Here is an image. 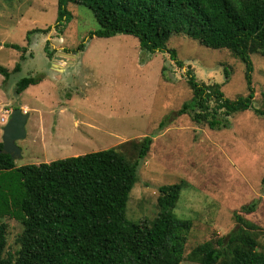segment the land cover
Masks as SVG:
<instances>
[{
    "label": "rangeland",
    "instance_id": "rangeland-1",
    "mask_svg": "<svg viewBox=\"0 0 264 264\" xmlns=\"http://www.w3.org/2000/svg\"><path fill=\"white\" fill-rule=\"evenodd\" d=\"M57 2L0 0V66L11 73L7 81L0 75V119L6 118L7 123L10 115L5 111L11 114L22 105L30 110L26 137L15 143L20 150V157L14 158L16 168L151 136L125 217L132 222L152 220L158 213L159 187L182 183L173 212L177 218L191 221L192 227L178 264H197L189 258L196 249L216 248L215 241L236 228L235 213L256 226L258 250L264 253V56H250L253 108L263 115L245 111L230 118L228 129L210 130L186 115L175 116L191 98L184 72L191 70L199 83L220 85L223 95L235 100L247 94L244 65L239 60L226 50L205 48L182 35L167 41L175 59L165 53L141 52L132 36L89 39L98 29L91 11L68 4V20L57 23ZM36 29L50 30L27 37ZM10 44L20 50L5 46ZM81 44L83 50L77 51ZM17 64L20 70L13 73ZM28 77L41 81L16 95V83ZM52 107L56 122L51 121ZM169 116V123L160 129V122ZM5 124L0 122V142ZM52 131L59 132L56 145L65 141L62 149L46 153L41 143ZM73 137V143H67L66 138ZM6 186L17 190L18 178L8 174ZM251 202H257L252 213L240 211ZM20 216L16 213L0 219L7 227L4 257L10 254L15 259L19 250Z\"/></svg>",
    "mask_w": 264,
    "mask_h": 264
},
{
    "label": "trees",
    "instance_id": "trees-1",
    "mask_svg": "<svg viewBox=\"0 0 264 264\" xmlns=\"http://www.w3.org/2000/svg\"><path fill=\"white\" fill-rule=\"evenodd\" d=\"M68 4L86 7L93 14L98 29L89 39L132 36L141 52L165 53L175 59L167 41L182 35L205 48L226 50L244 65L247 94L235 100L226 98L220 85L199 83L192 71L186 70L191 98L175 116L186 115L196 125L223 130L230 127V118L236 114L253 110L263 115L253 108L250 56H264V0H58L57 23L68 20ZM48 30L29 31L27 37ZM5 46L20 50L15 45ZM83 48L81 44L76 50ZM176 65L183 68L180 62ZM19 70L17 64L13 73ZM0 75L7 81L11 73L0 66ZM40 81L34 77L19 80L15 94ZM169 120L170 116L164 118L159 128ZM151 144L152 137L145 136L106 150L16 168L14 159L1 152L0 142V219L20 213L22 226L16 239L19 250L13 259L10 254L4 257L7 227L0 222V264L181 262L192 227L191 221L179 219L173 212L182 183L159 187L158 213L152 220L132 222L125 217L129 194ZM8 174L18 178L17 190L6 186ZM256 205L251 202L240 211L252 213ZM234 219L236 228L218 238L216 248H198L189 258L197 264H264L256 226L236 213Z\"/></svg>",
    "mask_w": 264,
    "mask_h": 264
},
{
    "label": "water",
    "instance_id": "water-1",
    "mask_svg": "<svg viewBox=\"0 0 264 264\" xmlns=\"http://www.w3.org/2000/svg\"><path fill=\"white\" fill-rule=\"evenodd\" d=\"M71 57L70 55H65ZM28 120V113L22 109H15L11 112L8 122L2 130V153L9 154L11 158L20 157V150L16 141L26 137L25 126Z\"/></svg>",
    "mask_w": 264,
    "mask_h": 264
},
{
    "label": "crops",
    "instance_id": "crops-1",
    "mask_svg": "<svg viewBox=\"0 0 264 264\" xmlns=\"http://www.w3.org/2000/svg\"><path fill=\"white\" fill-rule=\"evenodd\" d=\"M38 85V84H37ZM37 85H35V86H29L24 92H28V90H29V88L30 87H36ZM66 105H68V106H70L69 104H66ZM66 105H63L62 107H60V114H61V111H64L65 110V106ZM21 108L23 109V110H25L27 113H28V118H29V113H30V110H29V108H27V106H25V105H22L21 106ZM63 108V109H62ZM54 108L52 107V108H49V112H50V114L52 115V117H51V121L52 122H56L57 120H55V117H54V114L56 113V110H53ZM32 111H35V110H32ZM43 127V126H42ZM74 129H76V130H78L79 129V127H77V124H75L74 125ZM77 131H75L74 130V137H76V134H78V133H76ZM74 137H73V140L71 139V138H66V141H67V143H70V144H72L73 143V141H74ZM59 140H60V136H59V132H54V131H52L51 132V134H50V136L48 137V138H44L43 137V142L41 143V146H42V150L44 151V152H49V151H52V150H55V149H60V147H61V145L64 143V141L65 140H63V142H62V144H60V145H56V143L55 142H59ZM69 144V145H70ZM61 149H62V147H61Z\"/></svg>",
    "mask_w": 264,
    "mask_h": 264
},
{
    "label": "built area",
    "instance_id": "built-area-1",
    "mask_svg": "<svg viewBox=\"0 0 264 264\" xmlns=\"http://www.w3.org/2000/svg\"><path fill=\"white\" fill-rule=\"evenodd\" d=\"M5 114H6V115H10V112L5 111ZM0 122H1V124H5V123H6V118H1V119H0Z\"/></svg>",
    "mask_w": 264,
    "mask_h": 264
}]
</instances>
